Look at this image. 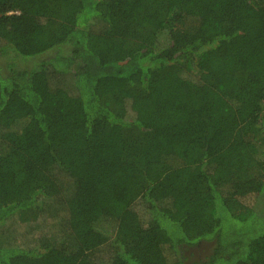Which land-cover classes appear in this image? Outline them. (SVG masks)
<instances>
[{"label": "trees", "instance_id": "16d2710c", "mask_svg": "<svg viewBox=\"0 0 264 264\" xmlns=\"http://www.w3.org/2000/svg\"><path fill=\"white\" fill-rule=\"evenodd\" d=\"M0 264H264V0H0Z\"/></svg>", "mask_w": 264, "mask_h": 264}, {"label": "rangeland", "instance_id": "374dc122", "mask_svg": "<svg viewBox=\"0 0 264 264\" xmlns=\"http://www.w3.org/2000/svg\"><path fill=\"white\" fill-rule=\"evenodd\" d=\"M53 15V14H52ZM57 15V14H56ZM55 15V16H56ZM127 139L130 142V146H131V150H135V147L139 148L140 146L144 145L145 139L148 136V133L146 130H143L141 132H138L135 128H130L127 133H126ZM237 175L241 178H249V177H255L258 176V171L256 170V168L254 166H249L247 168H245L244 170L240 171L237 173ZM44 185L46 186L47 184H49V182L45 179L42 180ZM30 214L28 212H25L24 214H20L21 218H26L29 217ZM51 229H56V226H53ZM22 234V233H21ZM15 243V242H14ZM208 245L203 243L202 248L199 249L198 254L200 256L203 255V253H206L208 250ZM193 250V249H192Z\"/></svg>", "mask_w": 264, "mask_h": 264}]
</instances>
